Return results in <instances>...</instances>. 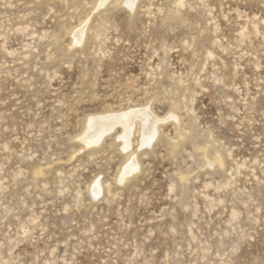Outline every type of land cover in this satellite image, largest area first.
Returning a JSON list of instances; mask_svg holds the SVG:
<instances>
[{"label":"rangeland","instance_id":"374dc122","mask_svg":"<svg viewBox=\"0 0 264 264\" xmlns=\"http://www.w3.org/2000/svg\"><path fill=\"white\" fill-rule=\"evenodd\" d=\"M0 264H264V0H0Z\"/></svg>","mask_w":264,"mask_h":264},{"label":"bare ground","instance_id":"6f19581e","mask_svg":"<svg viewBox=\"0 0 264 264\" xmlns=\"http://www.w3.org/2000/svg\"><path fill=\"white\" fill-rule=\"evenodd\" d=\"M150 114L151 113H150L148 108H145V107L134 108V109L126 110V111H121V112H118L115 114L108 113V114H104V115L92 116V117L88 118L87 122H88V125H90L89 127H91V130H100L99 132H101V134L108 132L111 129H113L114 127H116L117 125H119L121 127L122 132L118 136V138L121 140V142L123 144V148L128 149L130 146L129 137H130V134H131L134 126L136 128H138V131L141 133V137H142L141 145H149L151 143L152 139L158 133V126H156L155 121L152 122L150 120ZM86 129H87V126H86ZM84 136H85V134H84ZM98 141L99 140H97V142ZM87 142H88V140H87ZM93 142H95V141H93ZM204 152H205V150H204ZM204 155H206V154H204ZM126 159L128 160L127 166H129V168L122 171V173L120 175V178L122 180H125L127 175H129L130 173L133 172L134 166L136 165L135 156L130 157V155H128ZM213 161L218 163L219 165H222L221 158L217 152H215V154H214ZM98 187H99L98 183H94L92 185V188L94 190H97Z\"/></svg>","mask_w":264,"mask_h":264}]
</instances>
